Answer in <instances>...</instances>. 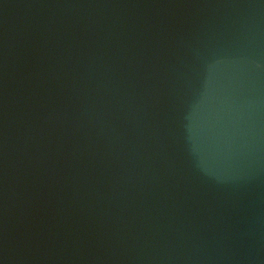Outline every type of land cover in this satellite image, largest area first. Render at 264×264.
<instances>
[{
    "label": "water",
    "instance_id": "1",
    "mask_svg": "<svg viewBox=\"0 0 264 264\" xmlns=\"http://www.w3.org/2000/svg\"><path fill=\"white\" fill-rule=\"evenodd\" d=\"M0 264H264V0H0Z\"/></svg>",
    "mask_w": 264,
    "mask_h": 264
}]
</instances>
